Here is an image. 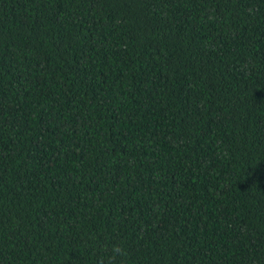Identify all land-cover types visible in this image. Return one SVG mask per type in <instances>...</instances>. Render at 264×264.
I'll return each instance as SVG.
<instances>
[{"label":"trees","instance_id":"1","mask_svg":"<svg viewBox=\"0 0 264 264\" xmlns=\"http://www.w3.org/2000/svg\"><path fill=\"white\" fill-rule=\"evenodd\" d=\"M0 264H264V0H0Z\"/></svg>","mask_w":264,"mask_h":264},{"label":"clouds","instance_id":"2","mask_svg":"<svg viewBox=\"0 0 264 264\" xmlns=\"http://www.w3.org/2000/svg\"><path fill=\"white\" fill-rule=\"evenodd\" d=\"M113 259L115 257H123L126 254V250L122 246H113L111 249Z\"/></svg>","mask_w":264,"mask_h":264}]
</instances>
